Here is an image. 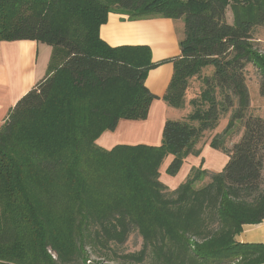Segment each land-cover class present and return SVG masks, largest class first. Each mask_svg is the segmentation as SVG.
I'll return each mask as SVG.
<instances>
[{"label": "trees", "instance_id": "1", "mask_svg": "<svg viewBox=\"0 0 264 264\" xmlns=\"http://www.w3.org/2000/svg\"><path fill=\"white\" fill-rule=\"evenodd\" d=\"M112 13L184 21L163 100L182 109L190 98L193 110L166 122L159 147L96 143L121 120H146L158 98L145 84L151 48L102 40ZM259 27L264 0H0V42L53 48L47 77L0 126V264H112L134 234L142 248L124 260L136 264H264V244L237 241L264 221V118L251 112L246 76L254 66L264 97ZM226 117L212 140L230 156L224 171L193 169L170 191L165 159L175 176Z\"/></svg>", "mask_w": 264, "mask_h": 264}, {"label": "crops", "instance_id": "2", "mask_svg": "<svg viewBox=\"0 0 264 264\" xmlns=\"http://www.w3.org/2000/svg\"><path fill=\"white\" fill-rule=\"evenodd\" d=\"M180 19L148 16L131 20L127 15L112 13L107 24L100 30V36L109 46H149L152 61L156 67L146 79V87L158 98L151 104L149 115L143 121L121 120L114 131H107L97 140V145L107 151L117 146L146 145L159 147L163 143V130L168 120L183 121L192 112L190 98L184 108L169 106L164 100L174 73V66L165 62L180 55V42L184 38L185 24ZM53 48L37 41L0 42V126L19 101L31 92L48 73ZM226 125L207 133L198 147L201 153L190 155L180 171L171 176L167 173L174 157L168 156L160 168V181L170 190H177L189 177L193 169L202 168L210 173H221L230 161L223 150L212 147V140L225 132ZM222 122V121H221ZM220 122V125H221ZM219 125V126H220ZM242 132L228 138L226 148L231 149L241 139ZM243 244H264V221L256 225H245L237 236Z\"/></svg>", "mask_w": 264, "mask_h": 264}, {"label": "rangeland", "instance_id": "3", "mask_svg": "<svg viewBox=\"0 0 264 264\" xmlns=\"http://www.w3.org/2000/svg\"><path fill=\"white\" fill-rule=\"evenodd\" d=\"M227 19L229 23L233 22V13L229 9L227 11ZM182 24H184L183 19L179 20ZM254 40L256 42V46L264 52V27H259L254 30L253 33ZM247 76V84L250 90L251 96V112L256 116H260L264 118V97H262L259 93V74L256 68L252 65L248 66L246 69ZM191 95L196 96L200 93V88L202 84L198 80H193L191 83ZM193 110V109H192ZM226 119L224 118L219 126V130H222L226 125ZM143 245L142 238L137 235H133L129 242L119 251V258L114 260L112 264H136L133 261L124 260L125 255L130 253H137L141 250ZM144 264H149L148 261Z\"/></svg>", "mask_w": 264, "mask_h": 264}]
</instances>
